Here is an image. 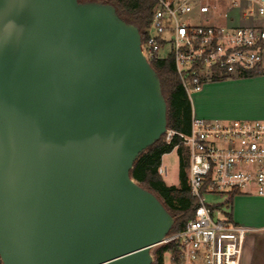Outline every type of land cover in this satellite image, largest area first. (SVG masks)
Wrapping results in <instances>:
<instances>
[{
  "label": "water",
  "instance_id": "water-1",
  "mask_svg": "<svg viewBox=\"0 0 264 264\" xmlns=\"http://www.w3.org/2000/svg\"><path fill=\"white\" fill-rule=\"evenodd\" d=\"M167 129L114 5L0 0L2 264H152L175 221L131 170Z\"/></svg>",
  "mask_w": 264,
  "mask_h": 264
},
{
  "label": "built area",
  "instance_id": "built-area-1",
  "mask_svg": "<svg viewBox=\"0 0 264 264\" xmlns=\"http://www.w3.org/2000/svg\"><path fill=\"white\" fill-rule=\"evenodd\" d=\"M206 1V3H203ZM226 2L221 12L217 2ZM155 0L148 37L142 43L147 59L173 57L186 93L204 83L264 72V0ZM211 2V3H209ZM239 8V13H231ZM201 16L199 23L192 18ZM223 17V23L214 22ZM259 20L250 24L236 22ZM178 135L188 151V185L198 200L195 216L166 236L159 245L173 243L177 260L169 264H242L250 228L214 217L208 195H256L264 198V119H204L192 117L188 134L167 129L170 143ZM160 175L167 173L159 168ZM264 229V227H262Z\"/></svg>",
  "mask_w": 264,
  "mask_h": 264
},
{
  "label": "trees",
  "instance_id": "trees-1",
  "mask_svg": "<svg viewBox=\"0 0 264 264\" xmlns=\"http://www.w3.org/2000/svg\"><path fill=\"white\" fill-rule=\"evenodd\" d=\"M80 2L97 1L114 5L117 13L128 23L136 25L141 33L144 44L148 37L155 0H79ZM152 67L157 72L162 87V93L167 102V128L178 133L188 134L193 117L192 104L188 93L182 86L175 70L171 55L166 58L150 59ZM249 74L246 76H252ZM220 80V79H219ZM218 79L214 81H219ZM224 80V79H221ZM176 149L180 164V186H169L159 173L162 157ZM189 166L187 148L180 143L175 135L170 143L165 140V134L148 147L135 161L131 176L144 188L153 192L164 204L174 218V225L170 233L183 229L187 222L195 216L198 200L191 195L188 185ZM233 198L231 197L230 200ZM230 219L234 221L232 214ZM154 261L152 264H166L165 253L170 252L177 260V249L173 243L155 246L152 250ZM0 264L2 261L0 259Z\"/></svg>",
  "mask_w": 264,
  "mask_h": 264
},
{
  "label": "rangeland",
  "instance_id": "rangeland-1",
  "mask_svg": "<svg viewBox=\"0 0 264 264\" xmlns=\"http://www.w3.org/2000/svg\"><path fill=\"white\" fill-rule=\"evenodd\" d=\"M203 3H206V1ZM217 4L220 11L224 12L226 2L218 1ZM200 19L201 16L198 14L196 17L192 18V22L199 23ZM214 22L223 23L224 18H217ZM222 101L226 102L224 97H222ZM221 104L223 105V102L219 99L218 101L212 102L210 108H220ZM252 105L251 110L256 115H253L254 117L251 118L264 116L257 115L258 113L264 114V101L254 99ZM162 166L167 169L166 175L163 176L165 183L169 186H180V164L178 151L176 149L163 155ZM205 200L212 206L215 204L220 205L214 208V217L222 218L225 214L233 213L234 219L240 224L249 225L252 228H259V230L250 232L246 236L242 264H264V229H262L261 226V224L264 223V198L250 195L246 197H236L230 200L227 195H208ZM169 260L170 252H166L165 263L169 264Z\"/></svg>",
  "mask_w": 264,
  "mask_h": 264
},
{
  "label": "crops",
  "instance_id": "crops-1",
  "mask_svg": "<svg viewBox=\"0 0 264 264\" xmlns=\"http://www.w3.org/2000/svg\"><path fill=\"white\" fill-rule=\"evenodd\" d=\"M248 4V0L242 1L243 6H246ZM230 12L237 16V14L239 13V8H232ZM253 21L254 20L239 21V19L236 17L237 23L241 22L242 24H250ZM254 22L256 23L260 21L255 20ZM189 97L192 104L193 116L195 117L204 119L228 120L264 119V116L251 118L254 117L253 115H256L251 110L252 101L254 99L264 101V72L252 76H243L238 78L206 82L204 83L200 91L192 93L191 95H189ZM222 97H224L226 102L222 101ZM219 99L221 102H223V105L221 104L220 108L211 109L210 105L212 104V102L218 101ZM257 115L264 114L258 113ZM241 196L245 195H236L234 198ZM234 221L240 224L235 219ZM243 225L246 227H251L249 225ZM261 226L264 227V223L261 224Z\"/></svg>",
  "mask_w": 264,
  "mask_h": 264
}]
</instances>
